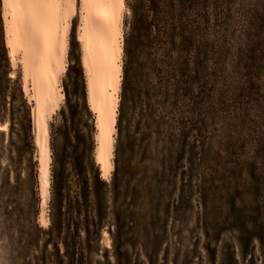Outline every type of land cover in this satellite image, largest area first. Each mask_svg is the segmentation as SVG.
<instances>
[{"label":"rangeland","instance_id":"374dc122","mask_svg":"<svg viewBox=\"0 0 264 264\" xmlns=\"http://www.w3.org/2000/svg\"><path fill=\"white\" fill-rule=\"evenodd\" d=\"M125 3L115 170L103 181L95 163L76 17L45 227L32 104L21 70L11 77L0 0V114L15 108L0 166L25 180L31 229L51 238L45 264H264V0ZM19 133L20 153L8 145Z\"/></svg>","mask_w":264,"mask_h":264},{"label":"bare ground","instance_id":"6f19581e","mask_svg":"<svg viewBox=\"0 0 264 264\" xmlns=\"http://www.w3.org/2000/svg\"><path fill=\"white\" fill-rule=\"evenodd\" d=\"M125 1L1 0L5 45L13 69L11 77L16 78L17 70H21L23 91L32 104L41 198L39 219L45 227L50 223L47 205L51 188V122L64 101L62 78L69 66V41L76 17L80 19L78 41L86 103L95 121V163L103 181H109L115 170ZM3 78L0 73V96ZM9 112L8 116L0 114V127L8 133L12 130L15 108ZM17 135L16 139L10 138L8 145L13 144L20 153L24 137ZM1 169L0 237L5 248L0 264H45L44 246L51 238L44 237L39 242L40 233L31 229L32 205L17 196L25 180H19L15 166L11 169V180L8 166Z\"/></svg>","mask_w":264,"mask_h":264},{"label":"trees","instance_id":"16d2710c","mask_svg":"<svg viewBox=\"0 0 264 264\" xmlns=\"http://www.w3.org/2000/svg\"><path fill=\"white\" fill-rule=\"evenodd\" d=\"M132 13H133V15H132V20H131V22H129L128 23V26H129V28H130V34L129 35H131V33H134L135 32V29H136V14H135V11L132 9ZM129 37V36H128ZM125 85H126V82H125V78H124V82H123V84H122V105H121V107H123V98H124V93H125Z\"/></svg>","mask_w":264,"mask_h":264}]
</instances>
